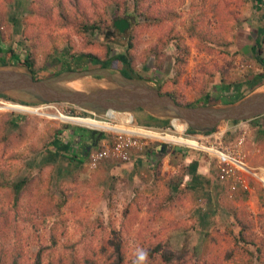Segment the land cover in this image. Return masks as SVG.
<instances>
[{
	"label": "rangeland",
	"instance_id": "1",
	"mask_svg": "<svg viewBox=\"0 0 264 264\" xmlns=\"http://www.w3.org/2000/svg\"><path fill=\"white\" fill-rule=\"evenodd\" d=\"M255 2L0 0V53L9 60L16 52L34 65L0 64V68L32 74L36 80L59 79L71 74V67L78 73L79 64H88L86 58L75 60L77 55L93 54L104 60L124 53L140 79L180 105L224 108L231 104L225 95L236 91L226 94L228 85L242 83V93L248 85L243 83L264 70L253 53L258 29L264 25V6ZM83 18L102 23L99 28H86ZM118 22L127 24L119 28ZM262 40L264 55V36ZM120 70L119 65L88 72L91 89L118 87ZM1 94L0 177L26 184L17 199L8 188L0 189V264H39L38 259L49 264L55 257L74 253L87 255L83 264H115L120 237L126 242L121 264H144L146 259L154 264L162 251L163 258L168 257L163 248L189 249L193 258L187 260L193 261L201 256L209 232L220 234L222 242L230 233L238 234L241 226L235 217L249 220L253 234L264 238V200L256 191L261 182L235 164L238 172L222 178L220 161L209 151L211 147L231 150L250 167L264 166V114L221 121L211 132L188 125L185 134L198 146L171 145L201 152L210 161L203 172L173 156L157 164L151 160V167H101L129 162L115 158L89 167L49 150L56 129L86 125L106 135L105 145L112 146L117 135L113 123L123 130H142L143 123L162 128L172 126V117L144 109L97 111L94 118L82 117L91 115V110L66 101L41 103L16 90ZM207 94L222 99L207 104ZM40 105L34 111L28 107ZM144 139L165 143L161 138ZM105 145L97 144L94 150ZM173 163L178 167H162ZM124 207L134 211L131 220ZM14 251L19 254L13 256Z\"/></svg>",
	"mask_w": 264,
	"mask_h": 264
},
{
	"label": "trees",
	"instance_id": "2",
	"mask_svg": "<svg viewBox=\"0 0 264 264\" xmlns=\"http://www.w3.org/2000/svg\"><path fill=\"white\" fill-rule=\"evenodd\" d=\"M105 2L109 0H104ZM113 1V0H110ZM259 7L264 6V0H256V2ZM256 4V5H257ZM58 14V12H57ZM60 15V14H59ZM82 22L86 28L90 27H98L102 23V21L94 20V19H82ZM264 36V25L258 29V36L256 38L255 45L253 46V53L256 57V59L263 65L264 67V55H263V38ZM2 52V51H0ZM91 60L92 64L83 66L80 65L79 70H85V69H91V68H106V67H115V66H121V72L123 75L129 77V78H140L139 74L135 71L133 65L131 64L128 56L124 53H118L115 54L111 59H100L96 57L93 54H80L75 57V60L78 62H81L83 59ZM65 63V61H63ZM19 64L23 66H28L33 68V62L29 59V57L25 56L22 57L21 55L17 54L16 52L12 53L11 58L7 60L2 53H0V64L1 65H11V64ZM119 65H118V64ZM72 70H75V68H72ZM245 84H248L246 87V90L242 91L240 93L242 83H237L234 85H228L226 87V94H228L231 90H236L235 94L233 95H225L228 96L229 100L228 102L234 103L241 98L245 97L248 93L254 91L257 87L264 84V70L254 75L247 83H243V86ZM240 94V95H239ZM0 96H3L0 94ZM210 94H207L205 96L206 103L207 104H217L220 103L219 99L211 98ZM224 103H227L225 101ZM204 105V104H203ZM142 110V109H140ZM146 126L153 127L150 123H143ZM177 128L186 129L184 127H180L178 124H174ZM192 130H195L191 128ZM190 129V130H191ZM213 129L209 130L208 132H211ZM192 145V144H191ZM194 146V145H193ZM72 153V151H71ZM5 170V169H4ZM0 173H2V170L0 169ZM25 180H20L17 182L12 181L10 178H6V176L0 177V189L3 187H6L9 189L10 193L17 199L19 198V194L21 191V188L25 186ZM256 191L260 197V199L264 200V186L260 183H257L256 185ZM48 201V200H47ZM125 208V207H124ZM127 211V212H125ZM125 215L128 217L129 220L132 219V213L134 211L130 207L125 208ZM125 216V217H126ZM263 216V215H262ZM238 221V223L241 226L240 231H238L237 235H234V233H230V237L228 238L227 242H222V237L220 234L215 235V233L209 232L208 233V240L204 248L202 249L201 256L199 258H194L193 261H188L187 258H193V254L190 252L189 249H185L182 251H174L171 249L163 248V250H166L169 252L168 257L163 258V251L161 254V259L155 260L154 264H184V261L186 259L185 264H264V238L259 235L253 234V224L247 220L246 218H240L235 217ZM264 218V216H263ZM263 229L264 230V221L262 220ZM120 234L123 235V232ZM256 236V237H253ZM258 237V238H257ZM260 238V240H259ZM120 240L116 246L118 255L116 256V260L118 263L115 264H121L123 262V255L126 251V242L120 237ZM158 244L161 245V247L164 246V241L159 240ZM248 245V246H246ZM113 247L115 245H112ZM256 246V247H255ZM255 247V248H251ZM19 253L14 251V255H18ZM123 254V255H122ZM141 256V255H140ZM139 256V257H140ZM138 257V258H139ZM68 258H71L70 261H68ZM87 257L86 254L80 255L77 253L72 254L69 257L61 256V257H55L53 262H50L49 264H83V260H85ZM166 259L167 262L164 261ZM15 260V259H14ZM37 263L41 264L40 259ZM115 262V261H114ZM150 261L148 259L145 260L144 264H148ZM17 264L16 262H13ZM150 264V263H149Z\"/></svg>",
	"mask_w": 264,
	"mask_h": 264
},
{
	"label": "water",
	"instance_id": "3",
	"mask_svg": "<svg viewBox=\"0 0 264 264\" xmlns=\"http://www.w3.org/2000/svg\"><path fill=\"white\" fill-rule=\"evenodd\" d=\"M125 24L127 23L118 22L117 26L122 28ZM87 72L89 71L80 73ZM57 80L58 77L36 80L32 74L14 68H0V94L16 90L30 94L40 102L66 101L84 106L91 111L106 113L108 109L132 112L137 108H143L150 112H159L161 115L180 118L199 130L210 129L223 119H244L264 114V92L257 91L258 89L239 102L228 104L219 112L205 114V109L209 107L180 105L172 97L162 95L156 88L141 82L134 81V86L128 89L110 87L79 91L65 86L56 87L54 82Z\"/></svg>",
	"mask_w": 264,
	"mask_h": 264
},
{
	"label": "crops",
	"instance_id": "4",
	"mask_svg": "<svg viewBox=\"0 0 264 264\" xmlns=\"http://www.w3.org/2000/svg\"><path fill=\"white\" fill-rule=\"evenodd\" d=\"M83 64L86 66V65L92 64V61L89 60L88 64L82 63V65ZM106 69L107 68H104V69H102V68H91L88 71L92 75V74L103 72ZM119 73H120V76L122 79H120V78L117 79V83L119 85L118 87H123V88H127V89L132 88L134 86V81L150 85L149 83L144 81V79L142 80L140 78H129V77L123 75L121 72H119ZM150 86H152V85H150ZM161 116H163V115H161ZM165 116H167V115H165ZM224 120H230V119H223L221 121H224ZM221 121H219L217 124H219ZM216 125H214L210 129H205V130H199V129H196L193 127L192 128L195 130L208 132L209 130L213 129ZM180 127H183V126H180ZM184 128H186V127H184ZM113 129L115 131H118V132H127V130H129V133H131V134H141V135H146V136L148 135V136H151V137L157 138V139L159 138L158 136L151 134L150 130L145 131L144 129L139 130V129H135L132 127H126V130L125 129L123 130V128H120V126H118V127L115 126V127H113ZM177 129L184 130V129L178 128V127H177ZM120 130H122V131H120ZM160 130H165V128L162 127ZM105 137H106V135H104L103 133H98L97 131H93L92 129H89V128H86L83 126L82 127L69 126L67 129H63V128L56 129L52 138L48 141V147H49L50 151L53 149L56 151H59L61 156H64L67 159H70V161H75L77 163L80 162L82 164H85V165H88L89 167H91L89 162H86V160L84 161V156L86 155V152L89 150L88 149L89 147L93 148V146H90V145L95 143L94 142L95 139L97 140L98 144L102 145L106 141ZM160 138L162 139V137H160ZM163 139L169 140V141H172L175 143L186 144L184 142H177L175 140H172V139H169L166 137H164ZM259 149L260 148H258V150ZM71 151H72V153H71ZM171 156H173L174 159L177 158V159L181 160L183 158V161H185L186 164H188V167H198V169H197L198 172H203L201 170H204L205 168L210 167L209 159L205 158V156L202 155L201 152L198 153L197 151H192L188 147H183V148L174 147V146L169 145V144H165V143L161 144V143H157L155 141H149L146 139L141 141L140 147L137 149V151H135V154H133L131 161L124 163L123 166H118V165L113 166V165H111V163H109V164L106 163L101 167H149L151 165L152 161H154L155 164H157L158 162H160V160L166 161ZM175 162H177V161H175ZM154 166H156V165H154ZM162 167H178V165L174 164V163L173 164H163Z\"/></svg>",
	"mask_w": 264,
	"mask_h": 264
},
{
	"label": "built area",
	"instance_id": "5",
	"mask_svg": "<svg viewBox=\"0 0 264 264\" xmlns=\"http://www.w3.org/2000/svg\"><path fill=\"white\" fill-rule=\"evenodd\" d=\"M171 123H172L171 127L173 128L169 127V128H166L165 130H157V129H152V128H147V129L152 130V131H159L161 135H175V136H180L186 139H191L190 137L186 136L185 134L186 129L179 131L176 129L173 123V119ZM115 134L117 135H115L114 140L111 142L113 143L112 146H109L108 144L105 145L104 143L103 145L105 146H103V148H101L98 151L92 150L87 155V162H89L90 166L97 165L99 161L105 158H115L118 161H122V162L130 161L131 156H132V151L141 144V139L144 137H151L148 135L146 136V135H141V134H131L128 132H118V131H115ZM162 140L163 142H165V144H169V145L175 144V142L165 140L163 138ZM180 144H183V143H180ZM185 145L188 147L193 146L188 143H186ZM211 148L212 149H209V151H212L218 157L220 161L222 178H227L228 177L227 174H230V172H233V176H234L238 172V169H239L241 171H247L253 176H255L264 186V166L250 167L247 165L245 161L235 156L234 152L231 150L216 149L213 147ZM234 164L237 166L238 168L237 170H235V168L232 167V165ZM239 180L242 186L241 178ZM244 182H245V179H243V185L247 188L248 186Z\"/></svg>",
	"mask_w": 264,
	"mask_h": 264
},
{
	"label": "bare ground",
	"instance_id": "6",
	"mask_svg": "<svg viewBox=\"0 0 264 264\" xmlns=\"http://www.w3.org/2000/svg\"><path fill=\"white\" fill-rule=\"evenodd\" d=\"M67 72V71H66ZM69 72V71H68ZM92 80L90 79V77H88V75L87 74H81V73H71V74H65L64 76H62V77H60L56 82H54V85L56 86V87H59V86H65V87H68V88H72V89H76V90H79V91H86V90H88L89 88H91V86H92ZM258 91H260V92H264V85L263 86H261L260 88H259V90ZM21 105V104H20ZM23 106H27V105H23ZM42 106L43 105H40V107H31V106H28V107H30L31 108V111L33 110H38V109H41L42 108ZM223 108H220V107H215V108H213V110H211V111H208V109H205V114L206 113H211V112H219V111H221ZM109 110H112V111H117V110H114V109H108V111ZM31 111H29V112H31ZM107 111V112H108ZM93 112L91 111V115H89V116H82V117H92V118H94V117H96L95 115H96V113H93ZM58 114H59V116H62V112H58ZM64 114V113H63ZM65 115H67V114H65ZM66 122V121H65ZM101 122H103V123H105L104 121H101ZM173 123L174 124H178V125H180V126H183V127H186L187 128V123L184 121V120H182V119H180V118H174L173 119ZM110 124H112V123H110ZM114 127L115 126H120V125H118V124H112ZM142 128V127H141ZM142 129H144V128H142ZM177 129V128H176ZM147 130V129H146ZM177 130H179V131H182L181 129H177ZM127 132L129 133V130H127ZM151 134H154V135H156V136H158V137H162V138H164V137H166V138H169V139H174V140H176V141H178V140H180V141H183V142H191L193 145H195V146H198V142H196L195 140H192V139H186V138H183V137H180V136H175V135H161L160 133H159V131H151ZM200 145V144H199ZM203 147V146H202ZM238 163H240V162H238Z\"/></svg>",
	"mask_w": 264,
	"mask_h": 264
},
{
	"label": "clouds",
	"instance_id": "7",
	"mask_svg": "<svg viewBox=\"0 0 264 264\" xmlns=\"http://www.w3.org/2000/svg\"><path fill=\"white\" fill-rule=\"evenodd\" d=\"M259 7V6H258ZM106 68H110V67H106ZM102 69H104V68H102ZM89 69H85V70H79L80 72H82V71H88ZM74 71H77L76 69L75 70H73V72L72 73H76V72H74ZM80 72H78V73H80ZM120 72H121V70H120ZM88 73V72H87ZM86 73V74H87ZM122 73V72H121ZM88 75V74H87ZM264 85V84H263ZM263 85H261V86H263ZM261 86H259V87H257L256 89H258L259 90V88L261 87ZM157 89V88H156ZM255 89V90H256ZM158 90V89H157ZM254 90V91H255ZM160 92V91H159ZM253 92V91H252ZM251 92V93H252ZM162 94V93H161ZM162 95H164V94H162ZM56 102H58V101H56ZM41 103H52V102H41ZM45 105V104H44ZM215 105V104H214ZM140 110V109H143V108H137V109H135V110ZM145 110V109H144ZM97 111H94V113H96ZM99 112V111H98ZM122 112H128V111H122ZM101 113H104V114H107L106 112H101ZM129 113H131V112H129ZM93 114V113H92ZM69 116H73V115H69ZM169 117H171V116H169ZM174 118H177V117H172V119H174ZM134 117H133V122H132V124L134 125ZM76 124H78V123H76ZM138 125H139V123H137ZM137 124H135L136 126H137ZM81 125V124H80ZM81 126H85L86 128H89V129H92L93 131H94V129L95 128H91V127H88V126H86V125H81ZM188 126V125H187ZM140 127H142V128H152V129H157V130H160L161 128L160 127H150V126H145V125H141ZM170 127V126H169ZM169 127H164L165 129L166 128H169ZM192 127V126H191ZM97 129H95V131H96ZM115 137V136H114ZM195 139V138H194ZM196 140V139H195ZM197 141V140H196ZM94 142L95 143H93V144H91L90 146H93V148L92 147H89L88 149V151L86 152V155L84 156V161L86 160V162H87V155L89 154V152H91L93 149H94V147L98 144L97 143V140L95 139L94 140ZM104 143H106V142H104ZM103 143V144H104ZM95 145V146H94ZM102 148V147H101ZM92 149V150H91ZM100 150V149H99ZM93 151H98V150H93ZM107 158H105V159H103V160H106ZM103 160H101V161H103ZM101 161H99V162H101ZM131 161V160H130Z\"/></svg>",
	"mask_w": 264,
	"mask_h": 264
}]
</instances>
